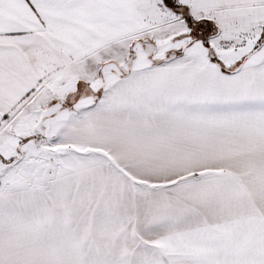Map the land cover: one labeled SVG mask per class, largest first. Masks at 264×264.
<instances>
[{"label":"snow or ice","instance_id":"6c2138e0","mask_svg":"<svg viewBox=\"0 0 264 264\" xmlns=\"http://www.w3.org/2000/svg\"><path fill=\"white\" fill-rule=\"evenodd\" d=\"M0 264H264V0H0Z\"/></svg>","mask_w":264,"mask_h":264}]
</instances>
